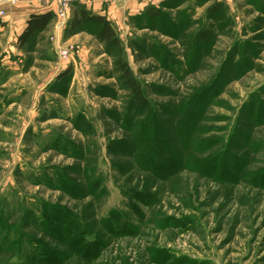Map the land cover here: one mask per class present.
Masks as SVG:
<instances>
[{
  "label": "rangeland",
  "instance_id": "rangeland-1",
  "mask_svg": "<svg viewBox=\"0 0 264 264\" xmlns=\"http://www.w3.org/2000/svg\"><path fill=\"white\" fill-rule=\"evenodd\" d=\"M150 5L0 38V264H264V0Z\"/></svg>",
  "mask_w": 264,
  "mask_h": 264
},
{
  "label": "trees",
  "instance_id": "trees-1",
  "mask_svg": "<svg viewBox=\"0 0 264 264\" xmlns=\"http://www.w3.org/2000/svg\"><path fill=\"white\" fill-rule=\"evenodd\" d=\"M147 5L139 13L157 16L159 11ZM222 5L215 2L210 6L211 10H219ZM72 14L69 20V26L73 30L88 31L94 36L97 42L103 44L106 53L111 54L115 50H121V43L116 34L112 23L103 15L90 12L84 5L73 2ZM53 19L52 12H44L40 14H30L26 26L17 38L19 46H23L32 40V38L43 32ZM206 32L199 35L201 40L205 39ZM115 70L119 73V79L127 90L126 112L132 114H143L150 106L148 97L145 94L141 82L134 76L129 64L122 58L115 60ZM75 238V234H74ZM73 238V239H74ZM79 245V243H78Z\"/></svg>",
  "mask_w": 264,
  "mask_h": 264
},
{
  "label": "crops",
  "instance_id": "crops-1",
  "mask_svg": "<svg viewBox=\"0 0 264 264\" xmlns=\"http://www.w3.org/2000/svg\"><path fill=\"white\" fill-rule=\"evenodd\" d=\"M159 1L161 0H75L74 3L84 5L90 12L103 15L112 25H117L119 21L127 16L137 14L147 5ZM0 9L5 12L4 17L0 20V38L15 42L25 28L30 14H40L48 11L53 13V19L44 31V33H48L56 19L57 1L15 0V3L11 4L8 0H0ZM70 38L75 41L85 40L82 33H75Z\"/></svg>",
  "mask_w": 264,
  "mask_h": 264
},
{
  "label": "built area",
  "instance_id": "built-area-1",
  "mask_svg": "<svg viewBox=\"0 0 264 264\" xmlns=\"http://www.w3.org/2000/svg\"><path fill=\"white\" fill-rule=\"evenodd\" d=\"M11 4L15 3V0H8ZM57 1V9L55 12V17L57 18V21L60 22V26L64 25L66 21L69 19L70 11L72 8V4L75 0H56ZM5 12L4 10L0 9V20L4 17ZM61 54L63 56H66L68 54L67 49L60 50Z\"/></svg>",
  "mask_w": 264,
  "mask_h": 264
}]
</instances>
